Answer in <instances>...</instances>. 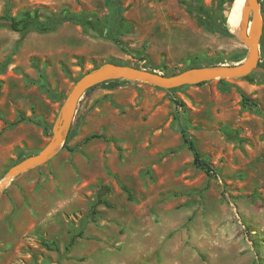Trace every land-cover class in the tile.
Wrapping results in <instances>:
<instances>
[{
  "label": "rangeland",
  "instance_id": "1",
  "mask_svg": "<svg viewBox=\"0 0 264 264\" xmlns=\"http://www.w3.org/2000/svg\"><path fill=\"white\" fill-rule=\"evenodd\" d=\"M120 2L134 25L121 38L127 52L71 22L17 32L0 21V180L45 146L67 93L94 65L140 63L170 75L246 56L228 23L234 0ZM258 2L259 70L176 90L178 121L169 94L140 82L82 96L66 148L0 192V264H264ZM62 11L107 12L103 0H0V16L18 22ZM240 94L256 106H244ZM180 128L218 176L195 167ZM91 135L99 137L84 141Z\"/></svg>",
  "mask_w": 264,
  "mask_h": 264
},
{
  "label": "water",
  "instance_id": "2",
  "mask_svg": "<svg viewBox=\"0 0 264 264\" xmlns=\"http://www.w3.org/2000/svg\"><path fill=\"white\" fill-rule=\"evenodd\" d=\"M251 30L248 33V25ZM262 34V21L258 0H244L241 18L238 23L237 39L247 49L244 60L227 65L217 64L189 68L172 75H163L134 66L104 63L84 73L71 87L62 103L59 114L53 123L51 137L36 154L28 156L9 168L0 180L2 192L19 175L46 164L63 148L72 126L77 106L82 96L94 86L108 81L140 82L164 91L182 86H195L214 80H237L258 71V47Z\"/></svg>",
  "mask_w": 264,
  "mask_h": 264
},
{
  "label": "trees",
  "instance_id": "3",
  "mask_svg": "<svg viewBox=\"0 0 264 264\" xmlns=\"http://www.w3.org/2000/svg\"><path fill=\"white\" fill-rule=\"evenodd\" d=\"M231 1L233 0H230V2ZM103 7L107 12L101 16L97 14H75V13H70L67 11H62L60 14V17L58 18L49 17L45 21H39L36 17L33 16V14L29 16V19L27 21H21V22H18L12 16L5 14V15L0 16V21L6 22L11 30L17 31V32L26 31L28 28H31L38 32H48L58 25H61L66 22H71V23H75L81 26L86 31L91 32L97 38L107 39L112 44H114L120 51L127 52L128 50L126 49V46L123 43L121 38L133 32L134 30L133 23L125 19L124 17L125 8H123L120 0H103ZM221 22L223 25H225L226 23L225 16L222 17ZM237 61L239 60H232L231 62H237ZM105 63H113L117 65L130 66L128 64H124L121 62H105ZM222 63H223V60H214L212 62L202 64V65L192 64L190 66L185 67L183 70H186L189 68H198V67H203V66H212V65L222 64ZM98 66L99 65H94L92 69ZM133 66L136 68H142V69H147V70L156 71V72L158 71L157 68L148 67L146 65H141L140 63L134 64ZM164 75H167V74H164ZM218 81L219 83H226L225 80H218ZM118 82L119 81H108V82L101 83L97 86H94L93 88H90L86 93L92 91L93 89L99 87L100 85L111 84L114 86ZM206 83L207 82L199 83L195 86H202ZM184 87H187V86H182L179 88H174V89L165 91L167 94H169V98L175 106V120L176 121L179 120V114H180L179 112L180 110L181 111L184 110V105L180 100L174 97L173 92H175L178 89L184 88ZM240 98L244 106L246 107H249L251 105L256 106L255 104H252L249 101V99H247L243 94H240ZM180 133H181L183 144L185 145L187 150L190 152L192 156L193 164L195 165V167L199 169L201 172H203L207 177L212 178V177L218 176L219 170L214 168L209 163V161L200 154L195 144V141L193 140L191 135L182 128H180ZM73 134H74L73 130L72 128H70V131L67 135L63 148H66L68 139ZM98 137H99L98 135H91L85 138L84 141H89L91 139H95ZM122 190L127 194L128 197H130L129 191L126 188L122 187ZM73 242H74V237H71L65 250H68V248L72 245ZM43 246L47 247V244L44 242Z\"/></svg>",
  "mask_w": 264,
  "mask_h": 264
},
{
  "label": "bare ground",
  "instance_id": "4",
  "mask_svg": "<svg viewBox=\"0 0 264 264\" xmlns=\"http://www.w3.org/2000/svg\"><path fill=\"white\" fill-rule=\"evenodd\" d=\"M244 0H234L232 4V10L228 19V23L232 30L237 31L238 30V23L241 18V13L243 9ZM248 33L250 32L251 28V22L248 25Z\"/></svg>",
  "mask_w": 264,
  "mask_h": 264
}]
</instances>
